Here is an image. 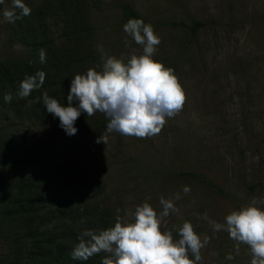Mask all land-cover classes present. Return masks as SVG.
<instances>
[{"label": "rangeland", "instance_id": "1", "mask_svg": "<svg viewBox=\"0 0 264 264\" xmlns=\"http://www.w3.org/2000/svg\"><path fill=\"white\" fill-rule=\"evenodd\" d=\"M69 1L23 0L27 6L48 5L47 27L70 44L80 62L75 75L101 70L99 46L107 56L125 60L142 54V46L123 31L127 21L120 4L127 3L152 25L161 40L153 59L174 70L186 95L180 113L152 138L111 133L107 145L97 143L108 120L101 113L92 116L103 129L80 165L93 185H101L98 201L110 209L111 227L117 216L132 222L131 214L144 202L159 214V199H173L179 211L163 219L161 231L171 230L178 239L176 229L188 221L201 239L210 238L201 250L202 264H250L248 246L241 244L237 254L236 242L226 231H214L209 221L224 223L253 198L264 199V0H76L78 7L71 9ZM11 7L12 0L0 4V58L25 52L15 38V23L2 15ZM156 20L169 23L159 26ZM198 21L202 24L192 31ZM4 95L0 91V141L43 145L47 124L15 109L13 96L6 103ZM184 170L202 174L206 184ZM13 178L0 170V192ZM184 186L190 193H183ZM205 215L208 219H202ZM74 220L75 227L93 229ZM12 231V224L0 220V264L14 259Z\"/></svg>", "mask_w": 264, "mask_h": 264}, {"label": "clouds", "instance_id": "2", "mask_svg": "<svg viewBox=\"0 0 264 264\" xmlns=\"http://www.w3.org/2000/svg\"><path fill=\"white\" fill-rule=\"evenodd\" d=\"M3 3L4 0H0V4ZM30 14L31 8L23 0H12L11 9L6 8L2 13L10 24ZM123 31L136 45L142 46L141 55L132 54L125 60L107 56L99 46L103 60L101 70L90 68L84 74L75 75L67 94V107L46 92L43 94L46 111L59 119V126L67 135H75L78 131L74 124L81 113L88 117L101 113L108 123L106 133L97 143L107 145L111 133L152 138L161 132L169 118L183 109L186 95L174 70L153 59L161 40L152 25L142 19H129ZM128 43L126 40L125 44ZM39 59L41 63L46 60L43 49L39 51ZM44 81L43 71L26 76L19 84L17 96L29 97ZM3 99L10 103L12 94H5ZM74 102L76 107L72 106ZM182 191L188 194L191 188L184 186ZM175 198L179 199V194ZM159 204L162 206L159 214L144 202L131 214L132 222L125 223L117 216L113 227L98 233L83 231L71 253L72 259L86 261L103 252L101 264H202L201 250L210 243V238L201 239L188 221L176 229L178 239L171 230L161 231L163 219L179 209L173 199L161 197ZM258 204L264 205V199L253 198L249 206L226 215L224 223L209 221L214 231H226L236 242L237 254L241 244L248 246L252 256L250 264H264V210L257 207ZM202 219H208L207 215ZM189 254L193 258H189ZM226 259L234 257L228 255Z\"/></svg>", "mask_w": 264, "mask_h": 264}, {"label": "trees", "instance_id": "3", "mask_svg": "<svg viewBox=\"0 0 264 264\" xmlns=\"http://www.w3.org/2000/svg\"><path fill=\"white\" fill-rule=\"evenodd\" d=\"M73 5L78 7V2L70 0V9ZM47 6L31 3V14L15 22V38L25 47L23 55L0 58V91L12 94L18 103L15 109L25 110L48 126L43 145L23 147L18 142L0 141V170L14 177L0 192V220L13 225L12 236L17 242L14 259L8 264H101L103 252L86 261L72 259L71 253L84 231L74 226L75 218L96 233L112 224L110 209L103 200L98 201L101 185H93L80 165L103 124L81 113L74 124L78 131L69 136L59 126V119L44 107L45 92L68 106L67 94L80 64L70 44L54 38L47 27ZM120 10L125 21H144L127 3H121ZM156 23L164 26L169 22ZM201 24L195 22L190 29ZM41 49L46 53L44 63L39 59ZM38 71L45 73L43 86L29 97L19 98L20 82ZM182 174L206 184V177L198 172L184 170Z\"/></svg>", "mask_w": 264, "mask_h": 264}]
</instances>
